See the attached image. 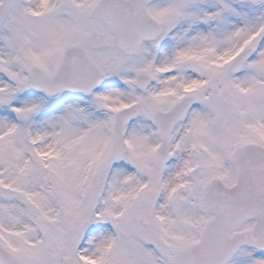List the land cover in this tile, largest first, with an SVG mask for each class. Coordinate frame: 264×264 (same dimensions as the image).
<instances>
[{
	"label": "snow or ice",
	"instance_id": "snow-or-ice-1",
	"mask_svg": "<svg viewBox=\"0 0 264 264\" xmlns=\"http://www.w3.org/2000/svg\"><path fill=\"white\" fill-rule=\"evenodd\" d=\"M0 264H264V0H0Z\"/></svg>",
	"mask_w": 264,
	"mask_h": 264
}]
</instances>
